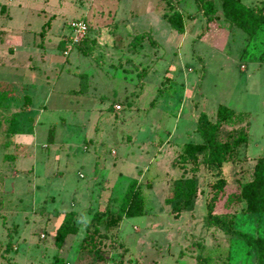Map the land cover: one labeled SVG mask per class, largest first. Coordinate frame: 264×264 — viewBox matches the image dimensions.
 I'll list each match as a JSON object with an SVG mask.
<instances>
[{"label":"rangeland","instance_id":"374dc122","mask_svg":"<svg viewBox=\"0 0 264 264\" xmlns=\"http://www.w3.org/2000/svg\"><path fill=\"white\" fill-rule=\"evenodd\" d=\"M170 5L195 14L186 32L164 19ZM218 13L199 37L205 19L194 0H0V82L13 91L0 103V264H199L198 255L204 264H256L241 238L204 224L215 170L199 169L192 210L176 218L165 204L183 172L181 146L202 142L200 112L214 118L223 104L250 113L248 143L222 167L226 194L264 155V25L250 38ZM78 18L97 41L87 52L60 46ZM145 32L157 45L145 38L133 51V37ZM13 122L19 143L7 132ZM133 179L145 214L124 217L102 238L101 252L82 250L92 213H116ZM242 206L222 198L214 212L231 213L235 229L264 237V213ZM72 210L78 231L58 246L56 229ZM8 228L12 245L4 252Z\"/></svg>","mask_w":264,"mask_h":264},{"label":"trees","instance_id":"16d2710c","mask_svg":"<svg viewBox=\"0 0 264 264\" xmlns=\"http://www.w3.org/2000/svg\"><path fill=\"white\" fill-rule=\"evenodd\" d=\"M197 13L205 19V27L198 35H203L208 29L209 23L220 16L226 20L229 27L236 26L251 38L264 25V0L255 6H249L242 0H220L219 9L215 7L214 0H194ZM169 11L163 14L164 19L170 26L179 33L186 32L187 22L195 19L193 13H182L174 9L171 5ZM88 23V22H87ZM47 22L43 25V28ZM89 25V24H88ZM88 34L75 46H79L84 52L96 44L94 37ZM147 38L149 42L156 46L157 42L151 33H139L131 41L132 50L136 51L142 41ZM68 40V38H67ZM60 41V46L64 47L67 41ZM68 47L65 48V50ZM143 69L141 72L145 71ZM141 76L142 73H139ZM80 76H84L80 74ZM12 88L5 82H0V103L9 99ZM30 104V97L24 96V106ZM14 120V115L11 120ZM250 113L237 111L231 107L219 104L216 108L214 118L205 112H200L197 116L196 131L201 135V143H185L181 146L179 153V166L183 172L180 177L174 179L170 195L165 199V204L169 206V212L179 218L185 211L193 209L195 200L200 193L198 189V171L204 167L207 171L215 174V180L209 183V197L205 201L204 224L208 228H217L225 234L241 238L247 246L252 248L256 264H264V237L253 236L234 228V217L231 213H215L216 204L225 198L227 207L235 203H242V212L251 214L264 213V155L256 158L250 177L239 185L237 191L226 194L228 185L226 178L222 175L224 164L236 160L238 149L241 145H246L250 138L249 133ZM54 127L49 129L48 143L53 141ZM9 134H16L14 122L7 128ZM12 156V155H10ZM174 164H177L174 161ZM189 166V167H187ZM145 214V198L139 187V181L133 179L128 184L121 203L116 213L111 212L109 207L97 210L92 213L90 221L86 225V232L81 240L80 248L88 252H101L103 241L112 228H118L124 217H136ZM75 211L65 212L63 219L56 229L54 238L58 246H61L68 234L76 233L78 226L75 224ZM8 241L5 244L4 252L11 250V234L8 228ZM204 264V257H196ZM119 264V263H118Z\"/></svg>","mask_w":264,"mask_h":264},{"label":"built area","instance_id":"2783aa9c","mask_svg":"<svg viewBox=\"0 0 264 264\" xmlns=\"http://www.w3.org/2000/svg\"><path fill=\"white\" fill-rule=\"evenodd\" d=\"M69 28L71 31L70 36L68 37V41L70 45L78 44L83 38L86 37L88 34L89 25L86 20L83 18L73 19L70 24ZM63 53L65 55L68 54V49L64 50ZM117 109H120V105H116Z\"/></svg>","mask_w":264,"mask_h":264},{"label":"crops","instance_id":"0c3cea01","mask_svg":"<svg viewBox=\"0 0 264 264\" xmlns=\"http://www.w3.org/2000/svg\"><path fill=\"white\" fill-rule=\"evenodd\" d=\"M89 25H90V24H89ZM90 29H91V25H90ZM89 35L91 36V31H90V30H89ZM111 39H112V38H109L108 41L111 42V43H113V45H114V41H111ZM30 105H31V99H30V104H29V106H30ZM29 106H28V107H29ZM21 136H22L21 134H17V133H16L15 136H14V142H15V143H19V141L23 140L24 138H23V137L21 138ZM16 145H17V144H16Z\"/></svg>","mask_w":264,"mask_h":264}]
</instances>
